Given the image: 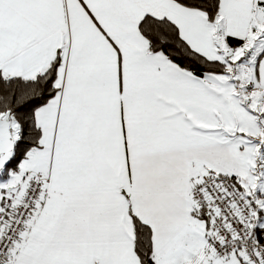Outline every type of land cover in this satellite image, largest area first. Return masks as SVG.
I'll use <instances>...</instances> for the list:
<instances>
[{"label": "snow or ice", "instance_id": "obj_1", "mask_svg": "<svg viewBox=\"0 0 264 264\" xmlns=\"http://www.w3.org/2000/svg\"><path fill=\"white\" fill-rule=\"evenodd\" d=\"M0 264H264V0H0Z\"/></svg>", "mask_w": 264, "mask_h": 264}]
</instances>
